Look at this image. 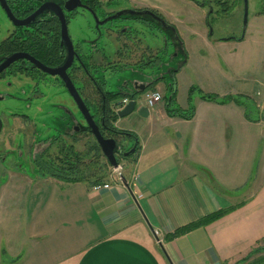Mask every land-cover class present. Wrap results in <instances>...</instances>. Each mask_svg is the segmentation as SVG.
<instances>
[{"label":"crops","instance_id":"obj_1","mask_svg":"<svg viewBox=\"0 0 264 264\" xmlns=\"http://www.w3.org/2000/svg\"><path fill=\"white\" fill-rule=\"evenodd\" d=\"M257 2L242 39L215 38L206 17L171 22L185 54L175 103L193 105L194 115H170L163 100L143 116L136 109L117 117L114 125L132 131L139 145L121 182L95 188L9 174L0 185V264H255L264 257V103L255 100L256 91L264 96V3ZM189 65L195 80L187 76L180 89ZM192 85L240 100L194 92L188 101Z\"/></svg>","mask_w":264,"mask_h":264},{"label":"flooded vegetation","instance_id":"obj_2","mask_svg":"<svg viewBox=\"0 0 264 264\" xmlns=\"http://www.w3.org/2000/svg\"><path fill=\"white\" fill-rule=\"evenodd\" d=\"M126 1L114 10L108 6L114 0H0L8 23L0 38V185L21 170L54 177L56 166L71 162L75 141L84 138L88 146L89 135L96 141L81 101L100 130L106 106L115 112L125 96L145 104L146 94L165 83L158 77L172 68L170 31L156 16L170 23L147 0ZM153 36L161 38L158 45ZM106 75L116 76L113 88ZM105 131L120 149L133 143Z\"/></svg>","mask_w":264,"mask_h":264},{"label":"rangeland","instance_id":"obj_3","mask_svg":"<svg viewBox=\"0 0 264 264\" xmlns=\"http://www.w3.org/2000/svg\"><path fill=\"white\" fill-rule=\"evenodd\" d=\"M108 0H104V2L107 3ZM132 1H146V0H132ZM195 1H199L204 3L205 5H198ZM222 3H214V0H147L148 3L153 4L154 6H157L164 14V17L166 20L172 24L175 23L177 26H180V23L182 22H195L199 23L204 20V18L207 16V14L210 15L211 21H210V27L209 32L211 35H213L215 38H223V37H230V36H240L242 33L243 28V17H244V9H245V0H223ZM264 3V0H262ZM247 3V22L250 18L253 16V12L258 9V2L257 0H246ZM111 9H119L122 6H128V3L126 0H114L110 5H108ZM5 14L3 13L2 9L0 8V38L2 35L5 34L6 29L8 27V23H6ZM172 22V23H171ZM119 24L122 22H118ZM173 24V25H175ZM196 25V24H195ZM77 26L73 25L72 30L75 33L77 31ZM153 33H158L159 36H162L164 34L163 32H160L156 29H153ZM264 39V37H262ZM161 38H158L156 36H153L152 42L153 45H158L160 42L159 40ZM168 52H170L169 56V63L171 64V67H176L178 65V61L182 58V55H175V51H173V46L168 41ZM251 52L254 53L253 47L251 46ZM187 66L183 69L184 76L179 79V87L181 89L182 84H184V80L186 82V77L190 76L192 80H195V73L193 70H189ZM122 76V75H121ZM124 76H128L127 71L124 72ZM116 76L109 77L106 75L107 80L110 82L111 87H114V80ZM166 81H169L168 75L166 74ZM165 81V82H166ZM159 86L164 88L163 91L166 93V87L163 82L159 83ZM196 86V85H192ZM191 86V87H192ZM197 87V86H196ZM198 88V87H197ZM190 89V88H189ZM189 89H188V101H189ZM161 91V90H159ZM163 91L162 94H163ZM181 91V90H180ZM198 91H195L197 93ZM262 97V96H261ZM260 97L255 96V100L264 101V96L259 99ZM264 112V109L262 110ZM57 109V113H58ZM43 120V117L37 118V122L40 124ZM88 140H92V137L89 135ZM127 138L123 139L122 143H125L126 145ZM74 148L78 151H85V140H79L74 142ZM90 158V157H89ZM96 159V157H94ZM119 159V160H118ZM118 165L121 166V174L125 172V166L127 163H130L124 159H121L120 157L117 158ZM88 161V159H84V163ZM95 161V160H94ZM20 163H23L24 165H27L23 160L20 159ZM96 163V161H95ZM81 167L84 168L85 165L80 163ZM117 170L114 171L113 167L108 172V180L111 181L113 177L118 178ZM12 175H15V177H19L21 175H27V177H32L33 175L28 171H20L19 173L15 172V174L12 173ZM4 181V180H3ZM264 247V244L261 246ZM262 256H264V252H262ZM260 257V256H259ZM264 262V257L262 259H259L255 264H261Z\"/></svg>","mask_w":264,"mask_h":264},{"label":"trees","instance_id":"obj_4","mask_svg":"<svg viewBox=\"0 0 264 264\" xmlns=\"http://www.w3.org/2000/svg\"><path fill=\"white\" fill-rule=\"evenodd\" d=\"M195 2L199 5H203V6L205 5L204 3L199 2V1H195ZM222 2H224V1L223 0H214V3H216V4L222 3ZM211 14H212V12H210V14H207V16L205 18L206 23L209 27L211 26L210 25V21H211L210 15ZM242 38H243V36H241V35L237 36V39H242ZM170 40H171V38H170ZM171 73H172V82L169 86H167V89L169 90V92L171 94V98L169 100H167V98L165 97L166 112L170 115H175V116H179V117H183V118H191L194 115V106L193 105H190L188 109L184 110V109L180 108L175 103V73H176V70L171 71ZM195 91H198L202 98L208 99V100H216V101H220V102H227L230 100H240V97L235 96V95L234 96L230 95V96L219 97L216 94L204 93L199 88H197L196 86L190 87V89H189V100L192 99V94ZM105 111L107 114H106V119L104 120V128H100V131L104 137H110L111 136V135H109V133H107L105 131V127H106L108 129L115 130V133L120 134L123 137L132 138V140L136 139V136L132 131L118 129V128L113 126V122L116 120V115L110 106H106ZM127 148H123V149L121 148L120 150L123 151ZM138 148H139V145L137 142L136 150L134 153L129 154L128 156H123L122 151H117L116 157L117 158L120 157L121 159H124V160L131 163L135 159ZM71 154H72L71 157L67 156V157L71 158V162H69L68 164L61 165V167L56 166L53 169V171H51L50 175H52L58 179L66 180V181L83 180V181H86L87 183H89L91 185H100V184L105 183L108 180V172L111 169V166L109 165L105 156L102 154V152H101V150H100V148H99V146L95 140H93V139L88 140V146H87L86 151L82 152V151L73 150L71 152ZM94 157H96V159H94ZM85 158L88 159V161H86L84 163ZM94 160L96 161V163ZM80 163H82V165L84 164L85 167L82 168ZM232 209L233 208L218 210V211L211 213V214H209V215H207V216H205V217H203V218H201V219H199L193 223H190L189 225H187L185 227L177 228L173 233H171L167 236V239L170 240V239L175 238L181 234H184L185 232L189 231L190 229H192L196 226L204 225V224H207L213 220H216ZM260 249H262V248H260ZM263 249H264V247H263Z\"/></svg>","mask_w":264,"mask_h":264},{"label":"water","instance_id":"obj_5","mask_svg":"<svg viewBox=\"0 0 264 264\" xmlns=\"http://www.w3.org/2000/svg\"><path fill=\"white\" fill-rule=\"evenodd\" d=\"M119 14L115 15L118 16ZM156 18L161 21V23L164 25L165 28L169 29L170 31V43L174 46L175 48V55H179V51L183 52L182 58L178 61V65L176 67H172L170 70L166 71V74L168 75L169 81H166V75H159L158 78L164 79L166 82V85L169 86L172 82V73L171 71L177 70L183 63H184V58L185 54L182 48V43L181 40L179 39L176 30L173 25L167 24L164 22L162 19ZM246 25H247V3L245 0V9H244V17H243V28H242V33L241 36L244 35L245 30H246ZM172 34V35H171ZM172 36V37H171ZM182 55V53H180ZM121 94V93H118ZM167 100L171 98V94L169 90L167 89V94L165 95ZM78 107L80 111L82 112L83 116L86 118L88 122V131L92 133L94 138L97 141V144L99 145L102 153L104 154L105 158L107 159L109 165L113 168L118 166V160L116 157V152L117 151H122L120 150V147L114 137H104L102 133L100 132L98 125L96 124L95 120L93 119L92 115L90 114L87 106L81 101L78 104ZM137 109L139 115H145L146 112L148 111L147 106L142 102V100L138 98H132L126 105H124L121 109L115 111L116 117H126L130 115L132 112H134ZM137 146V139H134L133 143L125 150L122 151L123 156H128L129 154H132L135 152Z\"/></svg>","mask_w":264,"mask_h":264},{"label":"built area","instance_id":"obj_6","mask_svg":"<svg viewBox=\"0 0 264 264\" xmlns=\"http://www.w3.org/2000/svg\"><path fill=\"white\" fill-rule=\"evenodd\" d=\"M261 93H262L261 91H256L255 92L257 97H261L262 96ZM161 101H162V94H161V92L159 90H152L149 93H147L146 96H145V105L148 108L154 107L156 104L160 103ZM128 102H129V98L127 96L123 97L117 103V105L114 107V110L117 111V110L121 109ZM263 103H264V101H263ZM263 103H262V106H263ZM120 169H121L120 165H118L117 167L113 168L114 171H116V170L118 171L117 172L118 178L113 177L110 182H121L122 181L121 171H119ZM99 186H101V185H95L94 187L98 188ZM103 186L107 187V186H109V184L108 183H103Z\"/></svg>","mask_w":264,"mask_h":264}]
</instances>
